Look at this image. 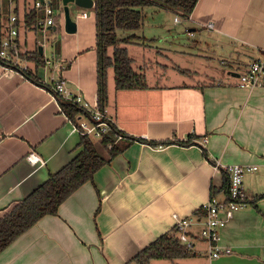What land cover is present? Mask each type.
I'll return each mask as SVG.
<instances>
[{"label": "crops", "instance_id": "0c3cea01", "mask_svg": "<svg viewBox=\"0 0 264 264\" xmlns=\"http://www.w3.org/2000/svg\"><path fill=\"white\" fill-rule=\"evenodd\" d=\"M149 11L144 22L157 34L145 33L143 25L127 45L161 41L171 47L156 48L163 62L155 61V71L145 50L135 69L125 48L147 87L115 90L108 70L105 112L126 136L192 144H131L63 202L56 216L40 219L5 248L0 264H134L140 251L173 232V216H198L211 197L226 198L224 168L231 165L256 166L257 171L244 176L248 206L221 230L226 252L215 264H264V86L238 87V76L264 49V0H198L183 19L190 43L177 46V34L166 21L179 25L180 20L170 15L162 20L158 13L163 11ZM75 22L74 34L65 33L62 19L49 30L58 37L50 58L65 66L58 74L70 89L95 106L94 15L77 16ZM27 35L20 30L19 40L33 51L38 42L30 47ZM35 83L0 65V219L81 151L80 135L58 100ZM31 153L42 164L29 163ZM198 234V226L191 229L192 256L171 264H200L201 257L209 264Z\"/></svg>", "mask_w": 264, "mask_h": 264}, {"label": "trees", "instance_id": "16d2710c", "mask_svg": "<svg viewBox=\"0 0 264 264\" xmlns=\"http://www.w3.org/2000/svg\"><path fill=\"white\" fill-rule=\"evenodd\" d=\"M15 11L19 14L26 32L33 31V27L42 16L31 8L34 0H15ZM95 20V48H96V85L97 108L105 110L107 105V72L112 70L115 90H135L147 87L144 76L133 70L132 59L129 57L123 44L131 43L136 39L134 35L126 38L117 36V32H135L143 25V9L154 8L174 14L181 19H187L192 13L198 0H92ZM21 3V4H20ZM25 7L24 15L18 7ZM8 0H2L0 9V42L6 34V21L3 16L9 13ZM21 14V15H20ZM19 25V24H18ZM111 50V54H109ZM32 73L43 64V57L38 49L30 52ZM183 73H185L183 71ZM62 112L72 125L75 117L82 111L66 102L58 100ZM138 142L149 146H167L178 144L190 146L191 140L184 142L166 141L161 143L147 142L122 134L117 128L109 124L106 134L98 141V146L107 153L103 158L97 152L94 142L86 136L80 135L78 147L81 151L62 167L59 171L49 175L47 180L33 190L27 197L16 203L0 219V253L19 236L33 227L40 219L46 216H56L59 206L65 202L83 184L92 182L94 174L102 167L123 153L131 144ZM111 146L110 148L108 146ZM204 158L209 161L205 149H202ZM248 201V198H247ZM99 211V207L96 211ZM198 216H201L199 210ZM192 256L179 243L176 232L167 233L140 251L131 262L134 264H150L152 261H174Z\"/></svg>", "mask_w": 264, "mask_h": 264}, {"label": "built area", "instance_id": "2783aa9c", "mask_svg": "<svg viewBox=\"0 0 264 264\" xmlns=\"http://www.w3.org/2000/svg\"><path fill=\"white\" fill-rule=\"evenodd\" d=\"M8 2L10 6L5 24L7 30L0 42V65L7 73H19L22 77L35 81L39 87L47 90L56 100H61L79 108L82 113H79L75 117V125H72L73 129L79 135L99 141L102 135L106 134L109 124L115 126L114 122L106 115L105 110H99L97 105L90 106L85 104L82 96L75 94L70 89L67 82L58 74H61L66 69L65 66L61 65V62L54 59L49 60L43 57L42 54V66L38 67L34 74L32 73L34 70H31V62L29 60L31 51L23 47L19 40L20 30L26 32L25 26L19 14L15 11L16 1L8 0ZM1 7L2 0H0V9ZM21 8L23 16V11L25 10L23 3ZM31 8L42 13V16L37 19L33 27V32L39 33L42 36V41L38 42L39 46L36 49L44 48L48 41L46 34H48L51 28L56 26L57 19L63 20V14L55 11L52 0H34ZM88 16L87 13L82 12L78 17L86 19ZM174 21L178 23L179 19L175 18ZM189 35L192 36L191 34ZM38 69L43 71V76L36 78ZM263 86L264 49L261 50L258 58L238 76L239 88L254 89ZM206 142V139H203L200 143L204 146ZM108 147L110 148L111 146L109 145ZM27 160L31 164H42L40 158L34 153L29 154ZM224 169L228 176L226 198L224 200L211 197L200 208L201 216H189L186 218L173 216V230L176 232L181 246L188 252L193 253L194 249L191 229L199 227L198 235L206 245V255L209 264H215L225 254L226 250L221 248L220 245L221 230L236 213L248 206L243 179L246 174L257 171L256 166L249 165H231Z\"/></svg>", "mask_w": 264, "mask_h": 264}, {"label": "rangeland", "instance_id": "374dc122", "mask_svg": "<svg viewBox=\"0 0 264 264\" xmlns=\"http://www.w3.org/2000/svg\"><path fill=\"white\" fill-rule=\"evenodd\" d=\"M53 2V5H54V8H55V11L58 13H62L63 14V6H62V0H52ZM21 4V3H20ZM22 8L18 7V10L20 11L21 13V10ZM68 10H69V15H70V18L75 21L76 20V17L79 16L82 12H85L87 13L88 15H91L93 14V10H82L80 8H77L76 6H74L73 4H68ZM151 8H144L143 9V15H144V19H143V31H145V33H152V32H158V29L156 30H152V28L149 27V25H146V23L144 22L145 18L147 17L146 15H149L151 11ZM159 16H161L162 20L166 19V17L168 15H170L172 18H178L180 20L179 22V25H172L170 22H171V19H168L166 22L168 23V27L167 29L170 30L171 32H173V34H177L176 38H175V45L174 46H177V43H181V44H188L190 43L189 40L190 38L187 37V34H186V30L184 31V27H185V21L183 19H181L180 17H175L174 14H171V13H167V12H160L158 13ZM3 20L5 21L7 19V16H3ZM150 17V16H149ZM141 27V28H142ZM174 30L176 31V33L174 32ZM161 34H162V31H159ZM27 36H28V43L30 45V47L33 46V42L34 40H36V42H41L42 41V36L39 34V33H35L33 31H28L27 32ZM141 34V30L139 31H135V32H129V31H125V32H117V36L120 37V38H126V37H129L131 35H135L136 37L137 36H140ZM157 34V33H156ZM58 37L54 38L52 36V34L48 33L46 34V39L48 40L44 46L45 48V58H48L49 60L51 59L50 56H51V53L54 52V50L57 48V44L56 42H58L57 40ZM139 38V37H138ZM157 38V37H156ZM135 39H132V41H134ZM32 44V45H31ZM156 44V45H155ZM36 47L39 46L38 43H36L35 45ZM122 46H124L125 48H128L129 51H131L133 57H134V68L137 69V67L141 66L142 65V62H141V59H142V49L145 50V54H144V57H145V60H147V56L149 57V59L151 60V63H152V66L151 68H153V70H158L156 69V67L154 66L155 65V61L156 62H163V59L161 58V56L158 55V51L156 50V48H162V49H169L170 44L169 43H161V41H151V42H145V44H140L139 46H135V45H127V44H123ZM35 47V49H36ZM143 47V48H142ZM146 48V49H145ZM148 48V49H147ZM111 52V50H110ZM210 56L212 57V60L217 64V66L219 68H221L222 66L219 65V59L216 60L212 54H210ZM152 72V69L148 70V73L147 75L151 74ZM40 77L43 76V71L41 69H38L37 72H36ZM50 76V75H49ZM96 145V144H95ZM97 147V152L99 153L100 156L103 157V155L105 154L100 147L96 146ZM200 264H205V258L204 257H201L198 261ZM152 264H171L170 261H166V260H159V261H156V262H152ZM196 264V263H195Z\"/></svg>", "mask_w": 264, "mask_h": 264}, {"label": "water", "instance_id": "95a60500", "mask_svg": "<svg viewBox=\"0 0 264 264\" xmlns=\"http://www.w3.org/2000/svg\"><path fill=\"white\" fill-rule=\"evenodd\" d=\"M68 4H73L82 10H90L93 8L92 0H62L63 6V27L67 34H74L76 31V22L70 18ZM39 54H42V49H38Z\"/></svg>", "mask_w": 264, "mask_h": 264}]
</instances>
